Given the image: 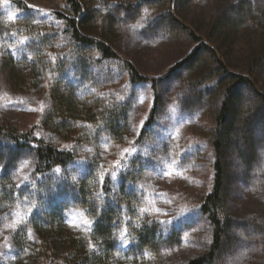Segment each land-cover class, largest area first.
<instances>
[{"label":"trees","instance_id":"16d2710c","mask_svg":"<svg viewBox=\"0 0 264 264\" xmlns=\"http://www.w3.org/2000/svg\"><path fill=\"white\" fill-rule=\"evenodd\" d=\"M62 2L61 12L46 14L22 0H0V43L9 39L16 42L13 46L16 58L7 61L9 85H20L14 90L20 93L22 90L35 91L43 78L50 80V107L38 127L21 131L10 124L0 125V139L13 145L0 150V195L29 194L31 197L32 188L39 190L44 183L53 187L51 205L49 199V207L36 208L23 223L36 241L31 259L44 260L48 264H121L116 262L114 253L117 251L115 231L122 228L123 232L126 230V246L120 254L128 255L136 248L139 253L154 257L153 262L131 260L124 264H166L158 255L162 247L176 238L170 231L164 233L161 221L136 217V192L132 188L136 177L131 171L123 175L117 191L112 187L111 175L105 173L98 179L91 163L77 176L66 174L76 161L75 145L79 140L91 141L85 139L88 133L91 137L94 133L103 143L120 142L127 135L126 101L130 95L126 90L129 86L148 84L152 93V105L140 135L156 119L160 105L159 84L163 77L149 78L139 74L95 32L100 23L110 30L118 17L126 20L138 15L143 6L150 5L158 12L153 24H163L167 33L181 34L196 45L170 68V73L180 69L187 71L188 88L178 92L177 102L188 105L184 97L202 112L208 110L210 124L206 140L212 155L211 187L195 212L210 228V243L205 252L176 264H217L223 242H230L232 228L224 189L228 149L234 145L236 156L251 173L257 159L258 138L264 139V92L253 82L255 71L264 69V0H241L232 5L229 12L211 17L204 30L210 31L206 38L212 46L198 35L200 29L195 32L175 17L172 5L180 7L191 0L115 3V13L107 14L95 8L85 9L80 0ZM8 8L11 12L5 16ZM42 19L47 21H40ZM240 40L245 42L239 52L247 64L244 74L224 62L222 57L226 58L227 54L225 47L220 48L225 46L222 42H230L231 49ZM104 61L119 63L125 75L124 83L115 82L113 86L101 88V81L94 83L96 74L91 70L99 69L104 82L116 76L113 70L100 67ZM87 82L96 85L89 90L85 88ZM49 135L63 147L50 143ZM23 153L32 157L33 171L23 187L17 188L12 185L11 176ZM70 207L81 209L89 220L86 234L72 235L63 226V215ZM16 231L24 235L23 228ZM18 235L15 236L19 239ZM9 247L14 251L19 249L14 238Z\"/></svg>","mask_w":264,"mask_h":264},{"label":"rangeland","instance_id":"374dc122","mask_svg":"<svg viewBox=\"0 0 264 264\" xmlns=\"http://www.w3.org/2000/svg\"><path fill=\"white\" fill-rule=\"evenodd\" d=\"M22 1L46 14L63 10L62 0ZM80 1L85 9L95 8L102 14L115 13L113 7L115 3L135 2V0ZM239 1L241 0H191L180 7L174 4L172 9L181 24L195 32L200 29L201 34L198 35L205 43L211 45L206 38L210 31L204 30L207 21L217 14L229 12L231 6ZM9 11L11 12V9L8 8L5 16ZM157 13L156 9L145 5L138 15L126 20L118 17L110 30L102 23L98 24L97 31L95 29L97 35L103 36L108 46L120 58L129 61L139 74L149 78L163 77L159 84L160 105L154 123L140 135L152 105V93L148 84L129 86L126 90L130 95L126 101L127 135L120 142L103 143L98 136L96 139L94 133L92 137L88 133L90 138L87 135L85 139L91 141L84 143L79 140L80 143L75 145L73 151L76 153V161L67 169L66 174L77 176L91 163L98 179L105 173L111 175L112 187L117 191L123 175L131 171L136 177L132 187L136 192L134 194L137 201L134 207L136 217L144 216L163 221L164 233L167 231L174 233L176 240L162 247L158 257L166 264H176L205 252L210 243V228L195 215L200 201L211 187L212 155L206 140L210 124L208 110L202 112L191 105L192 103H187L184 97L182 99L188 105L177 102L178 92H185L188 88L187 71L180 69L173 74L170 73V68L185 58L196 45L181 34L167 33L163 24H153ZM234 16L235 13H232V17ZM15 43L14 39L0 43V125L10 124L16 130L27 131L34 126L38 127L44 113L50 107L48 97L50 80L48 77L43 78L35 91L32 89H21L23 92L20 93L14 91L16 87L20 88V85L13 87L9 85L7 61L16 58V50H13ZM229 43H221L225 46L220 48L225 47L224 52L227 54V57L222 59L235 71L244 74L247 64L242 61L243 57L241 58L239 52L245 47V42L240 40L231 49ZM103 66L113 70L116 76H111V79L104 82L99 69L91 70L96 74L94 83L101 81L100 88L113 86L115 82L124 83L125 75L119 63L104 61L100 64V67ZM263 70L255 71L253 79L255 86L262 92ZM86 84L88 85L85 88L89 90L96 85L88 82ZM116 95L115 92L114 96ZM190 105L192 107H189ZM49 142L63 147L51 135ZM12 146L9 141L0 139V150ZM256 154L254 169L248 173L236 156L234 145L228 149L224 189L232 228L229 232L230 242L226 240L223 242L217 264H264V139L261 140L260 137ZM33 165L32 157L23 153L12 171L14 187H23L30 178ZM47 186L50 185L44 183L39 190L36 188L37 191L32 188V198L29 194L20 197L0 195V264H48L44 260L31 259L30 255L36 248V241L31 231L24 228L23 224L36 208L43 210L51 205L53 187ZM63 223L66 231L76 236L86 234L90 225L84 212L74 207H70L64 213ZM21 228L24 229V235L21 236L19 232L20 237L16 230ZM121 232L122 228L115 231L117 251L114 258L117 263L124 264L131 260H137L138 263L142 260L154 261V257L139 253L136 248L128 255L120 254L126 246ZM13 238L19 248L17 251L9 247Z\"/></svg>","mask_w":264,"mask_h":264},{"label":"snow or ice","instance_id":"6c2138e0","mask_svg":"<svg viewBox=\"0 0 264 264\" xmlns=\"http://www.w3.org/2000/svg\"><path fill=\"white\" fill-rule=\"evenodd\" d=\"M10 19H11V17H10ZM127 151H128V150L126 149L125 152H127ZM57 171H59V170H57ZM161 223H163V221H162ZM125 233H126V230H125L124 232H121V237H122V238L125 236ZM89 246H90V248L92 247L91 244H90Z\"/></svg>","mask_w":264,"mask_h":264}]
</instances>
